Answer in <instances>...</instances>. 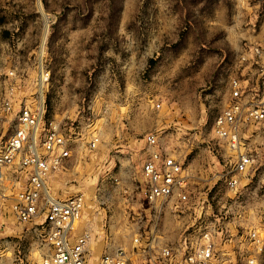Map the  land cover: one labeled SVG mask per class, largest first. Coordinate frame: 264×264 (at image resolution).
Returning <instances> with one entry per match:
<instances>
[{
	"label": "rangeland",
	"instance_id": "obj_1",
	"mask_svg": "<svg viewBox=\"0 0 264 264\" xmlns=\"http://www.w3.org/2000/svg\"><path fill=\"white\" fill-rule=\"evenodd\" d=\"M263 41L264 0H0V108L13 87L71 136L51 187L85 193L91 262L107 241L131 250L138 226L173 245L193 216L192 207L144 216L139 169L153 132L192 175L197 203L205 198L238 264H264V121L240 126V150L255 161L235 190L220 175L236 155L213 131L233 79L241 102L263 97L252 58ZM42 235L31 224L0 229V264H37ZM130 264L148 263L132 255Z\"/></svg>",
	"mask_w": 264,
	"mask_h": 264
},
{
	"label": "built area",
	"instance_id": "obj_2",
	"mask_svg": "<svg viewBox=\"0 0 264 264\" xmlns=\"http://www.w3.org/2000/svg\"><path fill=\"white\" fill-rule=\"evenodd\" d=\"M252 58L264 83V41L252 47ZM47 77L45 72L43 79L47 81ZM15 93L11 87L0 108V229L31 224L34 231H41L45 250L36 251L37 264H130L132 255L143 257L148 264H238L222 230L211 220L205 198L200 197L197 203L195 198L201 193L191 186L192 175L183 168L179 156L160 145L153 132L144 134L147 155L139 170V196L146 204L144 216L151 219L175 209L180 217L188 207L193 208V216L182 222L173 245L167 242L158 245L159 235L138 226L132 235L131 250L107 241L98 262H91L95 237L84 216L85 193L59 195L51 187L52 178L65 168L71 157V136L60 122L44 120L43 102L32 104L17 99ZM241 96V86L233 79V101L213 122L216 137L225 140L228 149L236 155L232 169L220 175L230 190L237 188L240 175L255 161L251 152L240 150V126L264 121V95L246 102L240 101ZM97 140L98 136L89 140V150L95 149ZM130 194L132 198L133 189ZM137 216L136 224L142 218V211ZM251 237L255 242L261 241L255 232Z\"/></svg>",
	"mask_w": 264,
	"mask_h": 264
},
{
	"label": "crops",
	"instance_id": "obj_3",
	"mask_svg": "<svg viewBox=\"0 0 264 264\" xmlns=\"http://www.w3.org/2000/svg\"><path fill=\"white\" fill-rule=\"evenodd\" d=\"M146 155H147V151L145 150V154H144V156L142 157V160L146 157ZM142 160H141V162H142ZM140 165H141V163H140ZM140 170V169H139ZM179 232V231H178ZM177 238L178 237H176V239H175V241L177 240ZM167 239V238H166ZM167 242H168V239H167Z\"/></svg>",
	"mask_w": 264,
	"mask_h": 264
},
{
	"label": "bare ground",
	"instance_id": "obj_4",
	"mask_svg": "<svg viewBox=\"0 0 264 264\" xmlns=\"http://www.w3.org/2000/svg\"><path fill=\"white\" fill-rule=\"evenodd\" d=\"M84 216H85V214H84Z\"/></svg>",
	"mask_w": 264,
	"mask_h": 264
}]
</instances>
